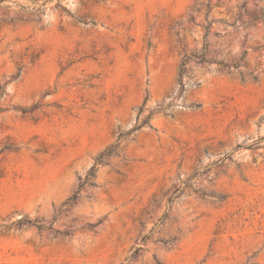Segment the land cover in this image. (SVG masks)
<instances>
[{"label":"rangeland","instance_id":"374dc122","mask_svg":"<svg viewBox=\"0 0 264 264\" xmlns=\"http://www.w3.org/2000/svg\"><path fill=\"white\" fill-rule=\"evenodd\" d=\"M201 1L0 0V82L22 67L0 96V223L73 230L0 227V264H264V20L240 25L264 0H211V61L185 74L187 103L201 106L183 97L155 113L80 189L147 96L144 115L169 102L184 53L204 45ZM244 51L256 80L218 63ZM176 189L153 234L175 242L148 240L129 262Z\"/></svg>","mask_w":264,"mask_h":264},{"label":"trees","instance_id":"16d2710c","mask_svg":"<svg viewBox=\"0 0 264 264\" xmlns=\"http://www.w3.org/2000/svg\"><path fill=\"white\" fill-rule=\"evenodd\" d=\"M201 5L202 7H204L206 9V15H207V23L206 25H204L205 28V35H204V45L202 46L201 49L196 50V51H192V52H185L182 58V62L180 65V73H179V79H178V85L176 88L173 89V91L168 95L169 98V102L164 104V105H160L158 107H156L153 110H150L146 115H144V112L146 110V102L148 100V96L144 99L143 103L140 105L138 112H137V120H136V124L135 126H133L130 129L124 130L121 127L118 128L117 131V137L116 140L113 144H111L104 152H102L96 160L95 165L90 169L88 175L86 176L85 180L81 183L80 185V189L82 187H84V185L86 183H88V179L90 176H93L96 172V167L98 164L102 163L105 161V159L111 155H115L118 154V149L121 145V143L129 138H134L135 135L137 134V132L143 128L144 126H152L151 125V119L152 116L157 113V112H164L166 114H172L170 112V107L172 105H175L177 100L182 99L184 97V101H183V105L188 107V108H198L199 106H201V103L192 101L190 103H187V99L185 98V93L187 91V82L185 81V74L188 68V64L192 61H195L197 63L200 64H204L207 62H210L211 60H209L206 57V52L209 49L210 46V42H209V35L211 33V29L212 26L214 24V20H210L209 18V14L212 10V2L211 0H206L201 1ZM246 3H244L241 7L240 12L237 14L235 20L230 24L233 27H237L238 26V20H241L243 13L246 12ZM264 20V9L262 11V13L260 15H256L253 18L247 20V21H242L240 23V25L242 26H251V25H256L257 22L259 21H263ZM215 35H219L218 32H215ZM262 47H264V45H262ZM247 52L244 51L243 55L241 56V58L239 59V61L230 64L227 63L225 61H218V63L220 65H222L224 68H227L228 70H231L233 67L234 68H239L241 66H244L247 69V73L250 77H252L254 80H256L258 78V72L256 71L257 69H251L248 65V63L245 60ZM22 74V67L18 68L17 73L13 74L11 76V79L9 81H13V80H17L21 77ZM242 74V73H241ZM243 76V75H242ZM9 81H6L5 83L0 82V96L3 97L5 95H7V83ZM193 85L195 86H199L200 82L199 81H194ZM0 111H3L2 107H0ZM25 112V111H23ZM173 115V114H172ZM256 143H258L256 141ZM243 145L239 144L236 147H234L229 153H226V155L232 156L233 153L238 150L239 148H241ZM5 148H10V147H5ZM3 151V150H2ZM1 151V152H2ZM204 173V171H200L197 170L194 175L192 177H190L189 179L186 180V185L187 186H192L190 184L191 179L196 178L198 176H201ZM182 194V189H176L173 193L172 196L169 197L168 199V203H169V207L167 208V210L164 212V214L160 217V219L158 220V222L155 224V226L146 234H144L140 241L138 242L137 246L134 247L133 252L129 255L128 257V261L130 262L133 258H135L142 250H144V245L148 240H154L157 243L162 244L163 246H171L173 245V243L176 240V237H171V238H162V237H158V236H153L155 229L160 227L161 225H164L169 219H170V208H171V203H173V201L179 197ZM203 196H208L206 193H202ZM209 196H212L215 200H223L225 199L224 195L221 194H215L212 193ZM79 197V194L76 193L73 196H71L68 200L65 201L64 206L65 207H69L70 205H73L74 203H76L77 199ZM67 209V208H65ZM66 211V210H64ZM23 225H34L36 226L38 229H46V230H51L54 231L56 234H65V235H71L73 233L72 229H67L64 231L61 230H55L53 228V225H45L43 223L38 222L37 220H32L28 217H21L15 221L8 223H0V227H14V228H20ZM94 224H91V227H93Z\"/></svg>","mask_w":264,"mask_h":264}]
</instances>
